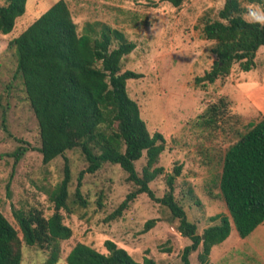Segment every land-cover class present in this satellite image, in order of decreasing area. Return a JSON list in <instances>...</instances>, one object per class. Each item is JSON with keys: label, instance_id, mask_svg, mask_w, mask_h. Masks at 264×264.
Masks as SVG:
<instances>
[{"label": "rangeland", "instance_id": "374dc122", "mask_svg": "<svg viewBox=\"0 0 264 264\" xmlns=\"http://www.w3.org/2000/svg\"><path fill=\"white\" fill-rule=\"evenodd\" d=\"M57 1L27 0L26 12L16 20L12 32L0 34V211L17 230L13 211L37 209L50 217L54 212L51 192L63 179L67 162L71 175L67 200L70 212L62 210L61 214L71 237L60 241L57 264H65L66 256L77 243L107 253L105 241L125 249L140 264L144 258L155 264H183L182 250L191 242L175 230L178 221L173 220L170 211L146 194L130 202L120 217L109 218L136 188L118 165L104 163L95 173L82 175L80 192L86 202L82 207L75 197L78 177L88 166L81 150L75 148L48 164L42 162L37 122L17 74L16 51L10 41ZM64 1L79 34L87 23L101 22L123 32L135 43L134 51L123 59L122 71L140 73L142 77L127 81V94L138 104L149 133L158 132L165 139V149L157 164L163 173L149 187L157 198L163 197L168 190L167 176L172 175L174 197L201 235L212 224L210 217L228 216L218 185L226 149L248 123L261 119L255 117L254 109L256 100L264 96V47L256 53L252 70L242 72L234 65L227 77L213 84H198L195 79L211 70L216 59L211 53L214 42L202 38L198 21L202 16L214 20L225 0H185L179 8L165 0ZM239 1L245 10L250 5L246 0ZM96 24L98 31L101 26ZM239 94L253 111L248 106L244 113H239L235 99ZM220 98L226 109L219 125H205L202 115ZM241 107L239 110L243 111ZM19 149L24 151L16 161ZM145 163L143 153L135 162L139 175ZM188 190L193 191V197ZM150 220H155L154 225L145 230ZM261 228L240 238L230 223L229 236L212 247L209 262L264 264ZM200 251L201 246L189 256V264H200ZM48 255V251L22 244L20 264H45Z\"/></svg>", "mask_w": 264, "mask_h": 264}, {"label": "trees", "instance_id": "16d2710c", "mask_svg": "<svg viewBox=\"0 0 264 264\" xmlns=\"http://www.w3.org/2000/svg\"><path fill=\"white\" fill-rule=\"evenodd\" d=\"M165 1L174 8L185 2ZM246 1L264 7V0ZM26 4L27 0H3L0 34L12 32L16 20L25 14ZM244 12L239 0H225L214 20L205 16L199 19L201 36L214 42L211 53L216 59L211 70L195 79L196 83L213 84L227 77L234 65L242 72L255 67L256 53L264 47V28L246 23L242 18ZM96 23L101 26L98 31ZM10 46L15 48L17 74L37 122L38 152L43 164L75 148L81 150L88 163L75 190L80 206H86L80 192L82 175L95 173L104 163L118 165L136 188L109 218L120 217L130 202L146 194L170 211L173 220L178 221L175 230L191 242L182 250L183 264H189V256L200 246L199 263L211 264L210 251L229 236L230 223L240 238L248 237L264 223V118L248 123L226 149L218 185L228 216L210 217L212 224L199 235L197 226L188 221L174 197L172 175L167 176L168 190L163 197L157 198L149 187L163 173L157 164L165 149V139L158 132L149 133L138 104L127 94V81L142 77L140 73L122 71L123 59L134 51L135 43L123 32L101 22L87 23L79 34L67 3L59 0L11 40ZM225 109V101L220 98L206 109L203 123L218 126ZM23 151L18 150L16 161ZM143 153L146 163L139 175L135 162ZM174 171L178 176L179 168ZM63 173V179L51 192L54 212L50 217L37 209L13 211L17 230L0 211V264H20L22 244L48 251L45 264H57L60 241L71 237L61 214L62 210L70 212L67 200L71 175L67 162ZM188 194L194 196L191 190ZM154 222L148 221L145 230L151 229ZM104 247L107 253L77 243L66 256L65 264H140L111 241H105ZM143 264L155 263L144 258Z\"/></svg>", "mask_w": 264, "mask_h": 264}, {"label": "crops", "instance_id": "0c3cea01", "mask_svg": "<svg viewBox=\"0 0 264 264\" xmlns=\"http://www.w3.org/2000/svg\"><path fill=\"white\" fill-rule=\"evenodd\" d=\"M253 97H256V95L254 94ZM259 101L258 99L256 100V104H257V107H255L254 109V112H255V117H259V118H264V96H260L259 97ZM236 101H237V106H236V109H238L239 113H244L246 111V109H248L247 107L249 106L250 107V103H247L243 97V95L239 94L237 97H235ZM239 106L242 108L243 111H240L239 110ZM251 109V107H250ZM252 110V109H251ZM253 111V110H252ZM249 114V113H247ZM245 115V114H243ZM264 228V223L260 224L253 232L257 231V229L259 228ZM261 228V229H262ZM210 256V255H209ZM210 259V258H209Z\"/></svg>", "mask_w": 264, "mask_h": 264}, {"label": "clouds", "instance_id": "9594fccd", "mask_svg": "<svg viewBox=\"0 0 264 264\" xmlns=\"http://www.w3.org/2000/svg\"><path fill=\"white\" fill-rule=\"evenodd\" d=\"M242 18L246 23L256 24L264 28V7L250 4L245 10Z\"/></svg>", "mask_w": 264, "mask_h": 264}]
</instances>
